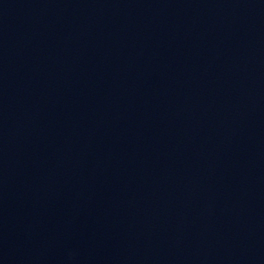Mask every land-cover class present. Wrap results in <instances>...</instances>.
I'll return each instance as SVG.
<instances>
[{"label":"water","instance_id":"95a60500","mask_svg":"<svg viewBox=\"0 0 264 264\" xmlns=\"http://www.w3.org/2000/svg\"><path fill=\"white\" fill-rule=\"evenodd\" d=\"M0 264H264V0H0Z\"/></svg>","mask_w":264,"mask_h":264}]
</instances>
